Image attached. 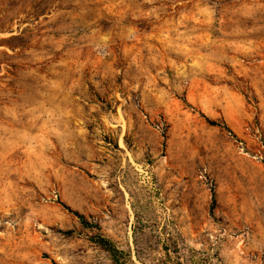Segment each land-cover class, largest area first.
<instances>
[{
    "label": "rangeland",
    "instance_id": "obj_1",
    "mask_svg": "<svg viewBox=\"0 0 264 264\" xmlns=\"http://www.w3.org/2000/svg\"><path fill=\"white\" fill-rule=\"evenodd\" d=\"M97 233L264 264V0H0V264H117Z\"/></svg>",
    "mask_w": 264,
    "mask_h": 264
},
{
    "label": "trees",
    "instance_id": "obj_2",
    "mask_svg": "<svg viewBox=\"0 0 264 264\" xmlns=\"http://www.w3.org/2000/svg\"><path fill=\"white\" fill-rule=\"evenodd\" d=\"M209 121L211 124H218L219 123L216 120H210L209 119ZM223 126H225V125H223ZM212 200H213V205H214L216 202V194H215L214 189H212ZM65 205H66V207H69L67 204H65ZM74 212H75V214H77L79 216V218L81 219V222L84 225H90L91 227H96L98 229L100 228V225L98 223L89 222L86 219V217L84 216V214L78 212L77 210H74ZM91 237L95 242L100 244L105 250H107L110 253L112 260L117 264L123 263L130 256V254L127 251L120 249L112 239L106 237L102 233H97Z\"/></svg>",
    "mask_w": 264,
    "mask_h": 264
}]
</instances>
